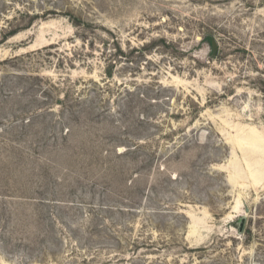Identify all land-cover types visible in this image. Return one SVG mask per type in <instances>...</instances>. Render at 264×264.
<instances>
[{"label": "rangeland", "instance_id": "rangeland-1", "mask_svg": "<svg viewBox=\"0 0 264 264\" xmlns=\"http://www.w3.org/2000/svg\"><path fill=\"white\" fill-rule=\"evenodd\" d=\"M0 264H264V0H0Z\"/></svg>", "mask_w": 264, "mask_h": 264}, {"label": "trees", "instance_id": "trees-1", "mask_svg": "<svg viewBox=\"0 0 264 264\" xmlns=\"http://www.w3.org/2000/svg\"><path fill=\"white\" fill-rule=\"evenodd\" d=\"M32 23H33V22H32ZM12 35H14V34H9V35L7 36V38H8V37H11Z\"/></svg>", "mask_w": 264, "mask_h": 264}]
</instances>
